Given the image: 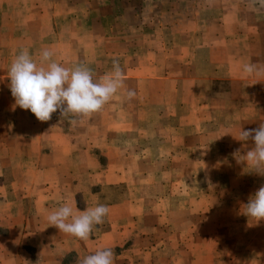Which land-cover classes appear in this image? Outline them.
I'll list each match as a JSON object with an SVG mask.
<instances>
[{
  "label": "rangeland",
  "instance_id": "obj_1",
  "mask_svg": "<svg viewBox=\"0 0 264 264\" xmlns=\"http://www.w3.org/2000/svg\"><path fill=\"white\" fill-rule=\"evenodd\" d=\"M5 3L7 8L2 9L0 23H7L8 30L0 37L8 39L7 54L12 61L7 67L4 64V72L8 73L20 50L27 49L37 61L40 57L36 56L48 49L55 50L61 58L58 63L68 68L78 64L89 67L99 81L113 71L112 61L116 58L126 77L125 88L135 87L146 93L142 100L136 99L137 103L156 102L154 93L172 86L171 81L165 82L158 76L168 70H179L197 76L204 72L214 74L208 91L217 99L226 94L230 99L226 102L234 106L228 108L222 99L215 102L211 99L209 105L203 103L194 119L187 118L186 111L165 116L161 110L160 119H152L150 115L156 112H148L147 121L145 113L135 112L137 142L162 134L173 140L161 143L162 147L169 150L176 146L177 151H184L183 157L179 152L175 157L173 152L167 153V158L124 159L115 163L118 151L114 141L121 134L114 131L119 127L113 123L121 122L119 116L128 115L119 113L118 105L127 100L122 101L123 89L101 112L88 118L93 126L73 131L76 136L73 139L87 136L90 140L89 154L98 153L96 145L103 143V153L108 155L88 163L87 176L82 177L86 190L98 194L103 205L131 201L134 222L130 220L132 231H126L128 237L123 248L129 250L122 252V262L264 264V220L249 226L255 220L242 214L249 198L264 185V175L238 162L245 159L251 142L242 143L231 134H224L231 132L238 137L241 129H255L264 123V77L245 78L242 73L245 63L264 67V9L259 8L256 0H5ZM17 33L27 36L19 41L23 46L10 45ZM48 41L57 45L49 46ZM177 58L180 60L176 61ZM230 70L232 76H224ZM7 73L5 78L11 92ZM192 84L195 85L193 80ZM187 97L180 95L182 102ZM239 103H243L240 108L236 107ZM54 114L60 124L73 119L61 117L59 110ZM188 120L200 125L199 142H174L173 134L177 140L182 135L172 126ZM75 160L74 156L70 158L72 167L77 163ZM10 178L9 171L3 169L0 182ZM22 205L31 209L29 199L22 201ZM95 228L108 229L107 217ZM89 254L80 258L67 254L63 264H81Z\"/></svg>",
  "mask_w": 264,
  "mask_h": 264
},
{
  "label": "crops",
  "instance_id": "obj_2",
  "mask_svg": "<svg viewBox=\"0 0 264 264\" xmlns=\"http://www.w3.org/2000/svg\"><path fill=\"white\" fill-rule=\"evenodd\" d=\"M5 8H7L5 0H0V18L2 9L5 10ZM7 30L8 24L0 23L1 37ZM191 32L192 29L188 33L191 34ZM1 37L0 176L2 177L3 169H7L11 178L7 182L2 180L0 182V264H63L67 254L80 258L87 253L93 254L96 250L104 247L113 249L114 264H124L121 254L123 251L129 250L123 248L128 237L126 231H132L129 225H131L130 220L134 222L133 216L135 215L130 210V205H132L130 200L106 204L109 208V213L106 216L109 228L103 231L94 228L97 231L93 230L94 232L86 241L59 232L54 226H48V215L63 203H69L77 212H83L100 204V196L92 190L90 192L86 190L82 177L87 176L88 163L95 162L98 158L101 159V155L106 154L103 153V143L97 144L98 153L91 155L89 154V143L87 144V141L90 140L87 136L73 139L76 137L73 134L74 130L94 125L88 118H83L76 125L70 121L67 124H60L57 123L56 115L53 113L51 120L41 122L30 110L21 109L19 106L13 110L15 100L11 92L8 91V82L5 78L7 72H4V64L7 67V63L12 60L7 54L8 39ZM24 38H27L26 34L17 33L12 38L15 42L11 41L10 45L23 46V42L19 41ZM49 41V46L57 45L56 42L50 43ZM52 52L53 59L60 62L61 58L57 56L56 51L52 50ZM36 57H41V55ZM194 58L195 55H192L190 59ZM179 60V58L176 59V61ZM36 62L39 65L40 60ZM185 72L182 74L179 70L178 72L168 70L166 74L158 76L165 82L171 81L172 86L168 90L159 89V92L157 90V93H154L156 102L137 103L136 99L142 100L146 93L144 90L133 87L132 89L136 92L135 98L131 101L125 100L118 105L121 109L120 115L126 112L128 115L126 118L119 116L121 122L113 123L119 127L114 131L121 134V138L117 142L114 141L117 144L115 150L118 151L115 153L117 155L114 158L117 159L115 163L124 159L167 158L169 157L167 153L173 152L175 157L178 156V152L180 157L184 156V151H177L176 146L169 150L162 147L161 143H173L170 137H162V134L153 139L143 138V142L142 140L137 142L135 112L145 113L147 121H149L148 112H156L150 116L152 119H160L159 112L161 110L165 111V116L175 115V112L180 110L186 111L187 118L194 119L198 117L196 112L201 110L203 103L209 105L211 99L214 102L222 99L225 106L234 107L230 102H226L230 101L226 94L219 95L218 97L221 98L217 99L212 97L211 92L208 91V83L214 78V74L208 75L204 72L202 76H197L193 72ZM231 72L230 70L224 76L231 77ZM6 76L8 77V73ZM192 80L195 85L192 84ZM2 83L5 85L2 86ZM185 85L190 87H185ZM198 85H201L199 90H192V87L196 88ZM181 94L188 96L183 98V102L182 98L180 99ZM243 94L244 91L241 98ZM123 99L126 98L123 97L122 101H124ZM241 106L243 103H239L236 107L240 108ZM96 120L102 121L103 119L97 118ZM95 126L97 127L98 124ZM99 126H103V123H100ZM161 126L160 124L159 128ZM172 127L179 130L182 135L180 140H177L173 134L171 137L174 142L183 143L189 140L192 143L199 142L200 125L197 126L194 122L189 123L188 120L187 123L174 124ZM154 135L152 134V137ZM185 136H189L190 139ZM82 142L84 143L82 144ZM73 156L77 158L74 167L70 165V158ZM99 167H103L102 163H99ZM97 170L96 167V172ZM116 174L118 175L119 172ZM84 192H87L86 197L82 198ZM25 199L31 201L29 210L25 208V205H22V201Z\"/></svg>",
  "mask_w": 264,
  "mask_h": 264
},
{
  "label": "clouds",
  "instance_id": "obj_3",
  "mask_svg": "<svg viewBox=\"0 0 264 264\" xmlns=\"http://www.w3.org/2000/svg\"><path fill=\"white\" fill-rule=\"evenodd\" d=\"M256 2L260 9H264V0ZM53 55L52 51L44 49L39 65L27 49L16 55L8 70L10 90L15 100L13 110L16 106L30 110L41 122L51 120L52 114L59 110L61 117H73L70 123L76 125L83 118H91L101 112L122 89L127 100L135 98V90L125 88L126 77L118 59L112 61L113 71L97 81L89 67L78 64L68 68L54 60ZM242 73L245 78L264 77V67L245 63ZM224 134H231L242 143L251 142L245 159L238 162H244L252 171L264 175V123L255 129H241L238 137L231 132ZM245 206L242 214L255 220L249 226L264 220V185L255 191ZM108 213L109 208L103 204L77 212L69 203H63L48 215L47 220L48 226L56 227L59 232L86 241L94 228L104 223ZM81 264H114V251L111 247L98 249L85 256Z\"/></svg>",
  "mask_w": 264,
  "mask_h": 264
}]
</instances>
